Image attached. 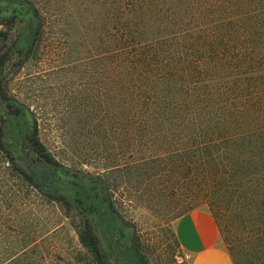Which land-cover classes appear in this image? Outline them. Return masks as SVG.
Segmentation results:
<instances>
[{
    "label": "trees",
    "instance_id": "16d2710c",
    "mask_svg": "<svg viewBox=\"0 0 264 264\" xmlns=\"http://www.w3.org/2000/svg\"><path fill=\"white\" fill-rule=\"evenodd\" d=\"M81 4L84 12L95 16L97 26L92 41L96 54L91 59L95 103L88 127L99 149L136 155L135 161L121 162L109 156L106 170L125 167L129 173L130 166L141 170L163 160L181 168V190L208 194L217 207L212 216L219 229L225 219L239 234L235 243L228 230L234 264H264V0ZM100 22L104 24L98 28ZM43 27L41 21L31 51ZM7 37L0 31V111L5 116L0 115V150L7 152L13 177L38 187L4 142L9 121L30 123L25 108L4 95ZM18 53L20 60L13 67L21 68L28 51ZM34 128L31 149L47 164L59 166L39 140L37 121ZM148 147L167 151L150 156ZM2 175L0 171V179ZM99 180L83 179L76 201L96 202L100 187L107 190ZM50 181L56 182L53 177ZM17 198L0 193V240L20 243L0 249V264H40L38 247L30 254L25 245L27 237L36 240L37 234L25 233L26 205ZM63 199L71 205L70 199ZM79 238L94 264H107L89 219Z\"/></svg>",
    "mask_w": 264,
    "mask_h": 264
},
{
    "label": "rangeland",
    "instance_id": "374dc122",
    "mask_svg": "<svg viewBox=\"0 0 264 264\" xmlns=\"http://www.w3.org/2000/svg\"><path fill=\"white\" fill-rule=\"evenodd\" d=\"M82 1L0 0V31L9 35L7 45L16 44L2 61L4 95L25 108L30 122L19 118L9 121L5 146L16 151L18 159L36 169L47 183L43 188L32 178L38 186L34 187L18 175L13 177L7 152L0 150V193L10 199L15 195L17 201L25 203L24 231L37 234L35 241L27 237L25 245L30 254L38 247L40 264H94L79 238L87 219L107 264H177L176 257L182 253L175 238L178 219L195 209L213 215L217 207L200 189L193 194L182 191V169L167 166V160L141 170L130 166L129 173L125 167L106 170L109 156L121 162L135 161L136 155L99 149L88 127L95 103L91 59L96 54L92 41L97 26L95 16L83 11ZM41 21L42 35L31 51ZM20 50L28 54L21 68L13 67L20 60ZM35 121L40 142L59 166H49L31 149L29 138L34 136ZM166 149L148 147L146 152L152 156ZM50 177L56 180L54 185ZM90 177L99 178L107 190L100 187L97 201L82 205L76 201V190ZM51 197L63 203L52 202ZM64 197L72 201L70 206L64 204ZM107 197L110 202H105ZM230 224L224 219L219 229L220 244L228 253V230L233 231L235 243L239 235ZM19 244L15 239L0 240V249Z\"/></svg>",
    "mask_w": 264,
    "mask_h": 264
},
{
    "label": "crops",
    "instance_id": "0c3cea01",
    "mask_svg": "<svg viewBox=\"0 0 264 264\" xmlns=\"http://www.w3.org/2000/svg\"><path fill=\"white\" fill-rule=\"evenodd\" d=\"M175 238L186 264H234L220 244V230L212 214L195 209L183 214L175 226Z\"/></svg>",
    "mask_w": 264,
    "mask_h": 264
},
{
    "label": "flooded vegetation",
    "instance_id": "af4514ba",
    "mask_svg": "<svg viewBox=\"0 0 264 264\" xmlns=\"http://www.w3.org/2000/svg\"><path fill=\"white\" fill-rule=\"evenodd\" d=\"M10 40V37H9V35H8V37L7 38H5V42L7 43L8 41ZM7 48H9V53H12L15 49H16V44H14V43H11L10 45H8L7 46ZM15 153L16 154H18L16 151H13V155L15 156ZM18 156V155H17ZM18 158H20L19 156H18ZM47 164V163H46ZM25 165V164H24ZM49 165V164H48ZM25 166H27V168L29 169V170H31L32 171V173H28L32 178H34V179H36V180H38L39 181V183H40V185H41V187H43V188H47V183L45 182V180L42 178V176L40 175V173H38L37 172V170L36 169H32V168H30V166H28V165H25ZM50 166V165H49ZM53 172H54V170H52ZM52 172H49V176H52ZM50 180V179H49Z\"/></svg>",
    "mask_w": 264,
    "mask_h": 264
},
{
    "label": "built area",
    "instance_id": "2783aa9c",
    "mask_svg": "<svg viewBox=\"0 0 264 264\" xmlns=\"http://www.w3.org/2000/svg\"><path fill=\"white\" fill-rule=\"evenodd\" d=\"M9 165V163H7ZM189 259V256L187 254L181 253L176 257L177 264H186Z\"/></svg>",
    "mask_w": 264,
    "mask_h": 264
},
{
    "label": "water",
    "instance_id": "95a60500",
    "mask_svg": "<svg viewBox=\"0 0 264 264\" xmlns=\"http://www.w3.org/2000/svg\"><path fill=\"white\" fill-rule=\"evenodd\" d=\"M15 159H16V163H17V165H19V166H21L25 171H27L28 173H32V171L31 170H29L28 168H27V166H25L19 159H18V156H17V154L15 153Z\"/></svg>",
    "mask_w": 264,
    "mask_h": 264
}]
</instances>
